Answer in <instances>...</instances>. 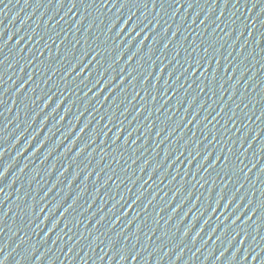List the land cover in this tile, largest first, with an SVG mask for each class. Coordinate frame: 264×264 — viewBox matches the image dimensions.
<instances>
[{
  "label": "water",
  "instance_id": "1",
  "mask_svg": "<svg viewBox=\"0 0 264 264\" xmlns=\"http://www.w3.org/2000/svg\"><path fill=\"white\" fill-rule=\"evenodd\" d=\"M143 3L0 0L4 264H264V0Z\"/></svg>",
  "mask_w": 264,
  "mask_h": 264
},
{
  "label": "snow or ice",
  "instance_id": "2",
  "mask_svg": "<svg viewBox=\"0 0 264 264\" xmlns=\"http://www.w3.org/2000/svg\"><path fill=\"white\" fill-rule=\"evenodd\" d=\"M77 2L78 0H69L70 6L71 8H75L77 6ZM129 2V0H87V7H92L93 5L95 7H100V8H106L108 7V4L111 3V6L113 8L116 7V5L118 3H121V6L127 4ZM185 2H188V0H151V4L153 5V8H156L157 4L159 3L161 10L164 7L165 3L168 4H176L178 6H183V4ZM240 0H235V3L233 4V6L235 7L236 3H239ZM64 0H58V4L59 5H63ZM79 3L81 5H83L85 3V0H79ZM248 0H245V5H247ZM228 4V0H224V6L227 7ZM257 4V0H252V7L255 8ZM144 7L148 6V0H144L143 3ZM189 7H191V3H189L188 5ZM262 12H264V9H262ZM262 26H264V24H262ZM254 27V25H253ZM249 35H251V33H249ZM262 43H264V33L261 34V36L256 40V46L259 47ZM4 45H0V50H2V47ZM165 47H167V44L165 45ZM262 51H264V49H262ZM205 52H207V49H205ZM87 54V53H86ZM93 59H95V57H93ZM219 63V62H217ZM0 64H2V61H0ZM197 64H199V61L197 62ZM163 71V69H161ZM82 74V73H81ZM192 75H195V72L192 73ZM201 75H204V73H202ZM213 80H215V75H213ZM97 83H99V81H97ZM223 111V109H222ZM205 119H207V117H205ZM3 153L0 152V157H2ZM229 161L228 159H225L224 164H228ZM5 173L3 171H0V179H2L4 177ZM3 189L0 188V192H2ZM135 203V202H134ZM262 206H264V203H262ZM4 215H7V213H4ZM0 219H2V217H0ZM185 235H187V233H185ZM111 251V248L109 249ZM128 252L125 248H122L120 251V259H123L124 261H126L128 259ZM137 257L133 256L132 259H136ZM0 264H4L3 260H0Z\"/></svg>",
  "mask_w": 264,
  "mask_h": 264
}]
</instances>
